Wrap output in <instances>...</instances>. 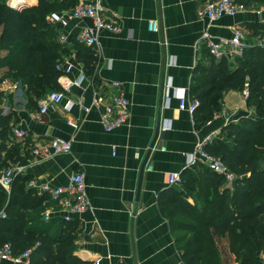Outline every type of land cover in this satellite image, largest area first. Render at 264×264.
Segmentation results:
<instances>
[{
    "label": "crops",
    "instance_id": "1",
    "mask_svg": "<svg viewBox=\"0 0 264 264\" xmlns=\"http://www.w3.org/2000/svg\"><path fill=\"white\" fill-rule=\"evenodd\" d=\"M37 2L11 0L12 5L20 7L17 9ZM205 2L101 0L105 16L118 22L121 29L118 33L102 31L97 49L85 47L96 57L92 77L86 74L72 40L82 26L92 25V20L76 19L59 30L72 32L64 45L67 52L58 62L62 66L60 89L50 90L28 104L29 95L22 82L8 77L11 87L0 93V116L12 115L13 128L28 133L21 160L10 166L24 167L33 197L45 195L41 185L66 186L73 173H84L89 208L72 218L79 227L76 253L86 262L186 264L182 245L161 206L162 196L172 187L169 174L182 175L188 169L205 166L190 165L196 143L209 136L222 137L226 124L254 115L244 92L232 89L225 92L223 110L204 124H194V115L180 108V90L187 89L189 94L199 65L209 66L213 61L201 42L209 26L203 16ZM68 8L58 13L64 14ZM247 8L235 17L225 16L211 23L212 35L229 39L240 27L249 43H256L260 36H251L249 25H264V0L252 2ZM152 21H157V31L150 29ZM5 54L1 50L0 57ZM230 63L235 65L236 59ZM113 82H119V88L114 89ZM115 91L128 99L131 118L127 125L106 131L101 121L103 106L94 105V101H105ZM53 92H63L64 99L36 120L33 115ZM57 138L71 142V151L48 159L32 154L36 145ZM44 205V216L49 213L50 219L67 214L56 201ZM0 264L16 263L5 260ZM256 264H264V252Z\"/></svg>",
    "mask_w": 264,
    "mask_h": 264
},
{
    "label": "trees",
    "instance_id": "2",
    "mask_svg": "<svg viewBox=\"0 0 264 264\" xmlns=\"http://www.w3.org/2000/svg\"><path fill=\"white\" fill-rule=\"evenodd\" d=\"M78 2L38 0L16 9L0 0V49L6 52L0 67L7 77L22 82L28 104L60 89L61 71L56 66L67 49L58 41L60 25H53L49 16ZM238 2L248 7L263 0ZM249 28L251 36L264 38L263 24ZM72 40L86 74L92 77L93 51L75 36ZM212 60L209 66L199 65L190 87V97L200 101L194 113L196 123L204 124L220 113L230 89L247 90V103L254 111L226 124L224 136L206 146L235 178L230 183L208 166L188 169L182 174L183 183L162 196V211L182 245L186 264H256L264 252V46L250 45L235 65L225 58ZM11 120L12 115L0 116V171L20 161L23 143L28 144L13 139ZM29 181V176L18 175L9 192L0 185V246L11 244L15 254L30 250L31 264H91L76 253L77 220H46L44 204L51 198L48 194L33 197ZM189 194L196 199L195 205L189 202Z\"/></svg>",
    "mask_w": 264,
    "mask_h": 264
},
{
    "label": "built area",
    "instance_id": "3",
    "mask_svg": "<svg viewBox=\"0 0 264 264\" xmlns=\"http://www.w3.org/2000/svg\"><path fill=\"white\" fill-rule=\"evenodd\" d=\"M7 4L14 8H20L16 5H12L11 0L7 1ZM247 6L237 2L236 0H206L203 16L209 20V26L205 29L201 35V42L208 48L209 53L217 60L223 58L228 61H233L240 56H243L246 49L252 45L247 40V33L244 29L236 27L233 31L231 38H216L210 32L211 23L225 17H235L239 13L246 12ZM105 7L102 5L101 0H79L78 4L71 8L69 11L62 13H52L49 17L50 21L55 25H60L61 29H66L71 21L79 19H91L92 25L82 26L75 38L77 42L97 49L99 44V36L102 31H109L112 33H118L121 26L118 22L109 19L105 16ZM150 29L157 31V21H152L149 25ZM72 36V32L59 31L58 41L62 45H67ZM257 44L264 46V38H260ZM1 52V49H0ZM56 68L61 71V64H57ZM119 82H113L112 87L114 89L119 88ZM170 87V83L167 85ZM7 87H11L10 79L5 75V70L0 67V93L5 91ZM245 98L248 97V91H244ZM63 92H53L47 98V102L41 108L38 113H35L33 117L36 120H40L44 114L47 113L48 108L51 105H56L64 99ZM99 99V98H98ZM180 108L189 111L194 115L197 108L200 106V101L195 98H191L187 92V89L180 90L179 96ZM102 105V124L106 131H112L123 125H127L131 118L130 103L128 99L122 94V92L115 91L109 98L104 100H95L94 105ZM70 108V107H68ZM85 111H89L86 108ZM194 119V124H195ZM69 125L77 128V124L68 121ZM167 127H163L166 129ZM13 139L17 141L25 142L28 138V133L21 129L13 128ZM213 140L212 136L206 137L200 140L195 145L194 156L190 160L191 166L203 164L210 167L213 171L225 175L228 182L234 181L235 175L225 165L221 158L211 155L207 152L206 146ZM72 149V144L64 139H52L48 143L42 145H36L32 148L31 152L34 156L48 159L57 154L68 153ZM25 169L19 164H14L6 168L0 175V185L8 192L11 190L14 180L18 175H24ZM169 184L171 186L181 185L183 183V177L179 173H170ZM41 190L48 194L52 201L58 202L61 207L67 212L64 219L69 221L73 219L74 215H81L89 208V201L87 197V189L85 183V175L82 172L73 173L70 177L69 184L66 186H51L48 184L41 185ZM49 213H45V219L49 220ZM30 250L21 254H15L11 244L6 243L0 246V263L5 260H10L16 264H31ZM94 264H101V262L95 261Z\"/></svg>",
    "mask_w": 264,
    "mask_h": 264
},
{
    "label": "rangeland",
    "instance_id": "4",
    "mask_svg": "<svg viewBox=\"0 0 264 264\" xmlns=\"http://www.w3.org/2000/svg\"><path fill=\"white\" fill-rule=\"evenodd\" d=\"M188 199H189V202L192 205H195L196 204V199L192 195L189 194Z\"/></svg>",
    "mask_w": 264,
    "mask_h": 264
},
{
    "label": "water",
    "instance_id": "5",
    "mask_svg": "<svg viewBox=\"0 0 264 264\" xmlns=\"http://www.w3.org/2000/svg\"><path fill=\"white\" fill-rule=\"evenodd\" d=\"M24 6H22L21 8H23Z\"/></svg>",
    "mask_w": 264,
    "mask_h": 264
}]
</instances>
